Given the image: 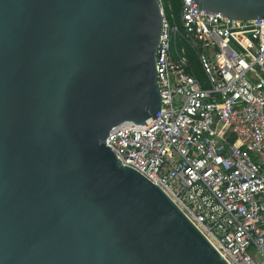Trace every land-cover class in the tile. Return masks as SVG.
Listing matches in <instances>:
<instances>
[{"label":"water","instance_id":"water-1","mask_svg":"<svg viewBox=\"0 0 264 264\" xmlns=\"http://www.w3.org/2000/svg\"><path fill=\"white\" fill-rule=\"evenodd\" d=\"M264 19V0H190ZM158 0H0V264H228L106 146L161 108Z\"/></svg>","mask_w":264,"mask_h":264},{"label":"built area","instance_id":"built-area-1","mask_svg":"<svg viewBox=\"0 0 264 264\" xmlns=\"http://www.w3.org/2000/svg\"><path fill=\"white\" fill-rule=\"evenodd\" d=\"M158 2L159 115L112 128L106 146L228 264H264V19L201 14L179 0L176 21Z\"/></svg>","mask_w":264,"mask_h":264},{"label":"trees","instance_id":"trees-1","mask_svg":"<svg viewBox=\"0 0 264 264\" xmlns=\"http://www.w3.org/2000/svg\"><path fill=\"white\" fill-rule=\"evenodd\" d=\"M162 2L168 18H170V14L172 13L174 19L177 21L179 16V0H162ZM169 7L171 10H169Z\"/></svg>","mask_w":264,"mask_h":264},{"label":"rangeland","instance_id":"rangeland-1","mask_svg":"<svg viewBox=\"0 0 264 264\" xmlns=\"http://www.w3.org/2000/svg\"><path fill=\"white\" fill-rule=\"evenodd\" d=\"M168 12V11H167Z\"/></svg>","mask_w":264,"mask_h":264}]
</instances>
